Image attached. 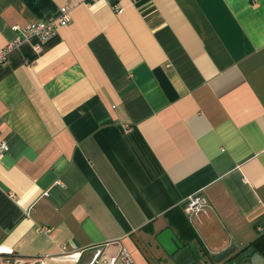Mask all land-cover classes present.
<instances>
[{"label":"crops","instance_id":"crops-1","mask_svg":"<svg viewBox=\"0 0 264 264\" xmlns=\"http://www.w3.org/2000/svg\"><path fill=\"white\" fill-rule=\"evenodd\" d=\"M63 5L50 42L0 63V264H182L165 213L192 194V246L243 264L264 232V0H0V48Z\"/></svg>","mask_w":264,"mask_h":264},{"label":"built area","instance_id":"built-area-1","mask_svg":"<svg viewBox=\"0 0 264 264\" xmlns=\"http://www.w3.org/2000/svg\"><path fill=\"white\" fill-rule=\"evenodd\" d=\"M118 12L121 7H115ZM71 9L68 5L60 7L59 14L50 16L47 19L28 23L24 26H15L17 30L16 37L7 45L0 48V63L7 62L11 53L25 43H30L34 50L40 51L43 45L50 42L57 34L58 28L69 24L71 21ZM9 150L7 142L0 143V155ZM186 212L188 214H198L205 211V202L199 194H192L188 196L186 201ZM49 230V228H46ZM122 258L127 262L131 261L130 253L127 249H123Z\"/></svg>","mask_w":264,"mask_h":264},{"label":"trees","instance_id":"trees-1","mask_svg":"<svg viewBox=\"0 0 264 264\" xmlns=\"http://www.w3.org/2000/svg\"><path fill=\"white\" fill-rule=\"evenodd\" d=\"M185 207L186 204H180L165 213L169 224L176 229L178 236L183 243V248L185 249L184 254L180 257L179 261L182 264L199 263L203 259H208L212 264L227 262L231 256L230 250H226L220 254H212L205 249L201 251L203 247L197 248V246H192V242L200 241V239L195 227L192 225L187 215ZM255 253H260L264 256V232L243 247L234 256L240 257L242 260L243 258L251 257Z\"/></svg>","mask_w":264,"mask_h":264},{"label":"water","instance_id":"water-1","mask_svg":"<svg viewBox=\"0 0 264 264\" xmlns=\"http://www.w3.org/2000/svg\"><path fill=\"white\" fill-rule=\"evenodd\" d=\"M176 240H177L178 245L182 246L181 242H179L177 238ZM99 251H102L101 248H99ZM243 264H264V257L260 253H255L251 257L247 258V260Z\"/></svg>","mask_w":264,"mask_h":264},{"label":"rangeland","instance_id":"rangeland-1","mask_svg":"<svg viewBox=\"0 0 264 264\" xmlns=\"http://www.w3.org/2000/svg\"><path fill=\"white\" fill-rule=\"evenodd\" d=\"M206 260L209 261L208 259H206ZM174 263H175L174 261H171V264H174ZM192 264H199V263H192Z\"/></svg>","mask_w":264,"mask_h":264}]
</instances>
